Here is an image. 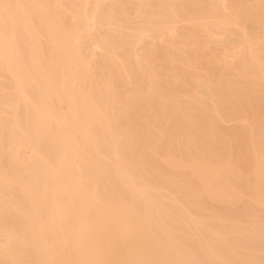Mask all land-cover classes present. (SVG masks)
Wrapping results in <instances>:
<instances>
[{
    "label": "bare ground",
    "instance_id": "6f19581e",
    "mask_svg": "<svg viewBox=\"0 0 264 264\" xmlns=\"http://www.w3.org/2000/svg\"><path fill=\"white\" fill-rule=\"evenodd\" d=\"M0 264H264V0H0Z\"/></svg>",
    "mask_w": 264,
    "mask_h": 264
},
{
    "label": "rangeland",
    "instance_id": "374dc122",
    "mask_svg": "<svg viewBox=\"0 0 264 264\" xmlns=\"http://www.w3.org/2000/svg\"><path fill=\"white\" fill-rule=\"evenodd\" d=\"M181 25V24H180ZM218 46H220V45H218ZM221 63V62H220ZM222 64H224V61H223V63ZM221 64V65H222ZM232 79V78H231ZM235 79V78H234ZM227 122V123H226ZM229 122V123H228ZM233 123V124H232ZM234 123H236L235 122V120L234 121H225V122H222V125H224L225 127H228V126H232V125H234ZM226 124V125H225Z\"/></svg>",
    "mask_w": 264,
    "mask_h": 264
}]
</instances>
